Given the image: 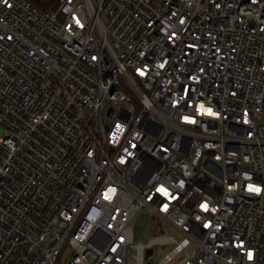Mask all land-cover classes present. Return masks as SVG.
<instances>
[{
	"label": "built area",
	"instance_id": "2783aa9c",
	"mask_svg": "<svg viewBox=\"0 0 264 264\" xmlns=\"http://www.w3.org/2000/svg\"><path fill=\"white\" fill-rule=\"evenodd\" d=\"M56 1L0 0V264H264V0Z\"/></svg>",
	"mask_w": 264,
	"mask_h": 264
},
{
	"label": "rangeland",
	"instance_id": "374dc122",
	"mask_svg": "<svg viewBox=\"0 0 264 264\" xmlns=\"http://www.w3.org/2000/svg\"><path fill=\"white\" fill-rule=\"evenodd\" d=\"M43 3L49 0H41ZM57 6V1L51 4L53 9ZM131 227L134 233V243H143L147 245L152 237H160L165 235L167 230L160 221L151 216L149 211L144 208L140 210L131 222ZM171 234V233H168ZM173 245L167 244L159 247L158 255L162 258L166 253H168ZM154 249L152 247H145L143 251L144 263L147 264L154 257ZM130 264H136L133 257L130 258Z\"/></svg>",
	"mask_w": 264,
	"mask_h": 264
},
{
	"label": "trees",
	"instance_id": "16d2710c",
	"mask_svg": "<svg viewBox=\"0 0 264 264\" xmlns=\"http://www.w3.org/2000/svg\"><path fill=\"white\" fill-rule=\"evenodd\" d=\"M38 8L42 11L51 10V4L55 2V0H49L46 3H43L41 0H31ZM54 9V8H53Z\"/></svg>",
	"mask_w": 264,
	"mask_h": 264
},
{
	"label": "snow or ice",
	"instance_id": "6c2138e0",
	"mask_svg": "<svg viewBox=\"0 0 264 264\" xmlns=\"http://www.w3.org/2000/svg\"><path fill=\"white\" fill-rule=\"evenodd\" d=\"M254 191L256 190V189H253ZM249 256H250V258H251V254H249Z\"/></svg>",
	"mask_w": 264,
	"mask_h": 264
}]
</instances>
